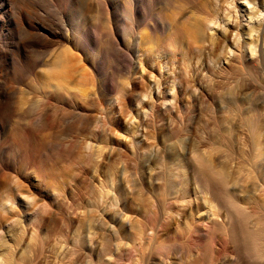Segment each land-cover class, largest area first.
<instances>
[{
	"label": "rangeland",
	"instance_id": "obj_1",
	"mask_svg": "<svg viewBox=\"0 0 264 264\" xmlns=\"http://www.w3.org/2000/svg\"><path fill=\"white\" fill-rule=\"evenodd\" d=\"M260 31L264 0H0V264H264Z\"/></svg>",
	"mask_w": 264,
	"mask_h": 264
},
{
	"label": "bare ground",
	"instance_id": "obj_2",
	"mask_svg": "<svg viewBox=\"0 0 264 264\" xmlns=\"http://www.w3.org/2000/svg\"><path fill=\"white\" fill-rule=\"evenodd\" d=\"M255 48H259V55H264V47L262 46V44L264 43V36L262 34V31H260L258 33V37L255 38ZM254 51V49H253ZM2 194H0V204L4 207L7 202V200H12L14 199V194L13 193H10L8 191H4V192H1ZM1 261V260H0Z\"/></svg>",
	"mask_w": 264,
	"mask_h": 264
}]
</instances>
